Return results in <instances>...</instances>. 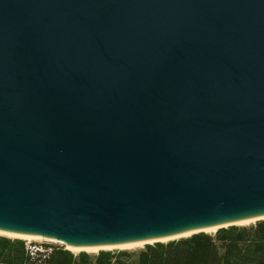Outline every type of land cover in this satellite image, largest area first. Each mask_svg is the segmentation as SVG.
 <instances>
[{
    "label": "water",
    "instance_id": "95a60500",
    "mask_svg": "<svg viewBox=\"0 0 264 264\" xmlns=\"http://www.w3.org/2000/svg\"><path fill=\"white\" fill-rule=\"evenodd\" d=\"M261 214L264 0H0L1 230L120 244Z\"/></svg>",
    "mask_w": 264,
    "mask_h": 264
},
{
    "label": "trees",
    "instance_id": "16d2710c",
    "mask_svg": "<svg viewBox=\"0 0 264 264\" xmlns=\"http://www.w3.org/2000/svg\"><path fill=\"white\" fill-rule=\"evenodd\" d=\"M0 264H264V219L97 253L0 235Z\"/></svg>",
    "mask_w": 264,
    "mask_h": 264
},
{
    "label": "bare ground",
    "instance_id": "6f19581e",
    "mask_svg": "<svg viewBox=\"0 0 264 264\" xmlns=\"http://www.w3.org/2000/svg\"><path fill=\"white\" fill-rule=\"evenodd\" d=\"M259 218H264V214L261 215H257V216H251V217H247V218H243L240 220H235L232 223L235 224H248V223H252L253 221H256ZM229 223H223L220 225H226ZM220 225H212V226H206L201 228L200 230H203L205 232H213L214 230H216L218 228V226ZM195 231H198V229H194V230H186L183 232H179L176 234H172V235H168V236H161V237H156V238H146V239H141V240H134V241H129V242H124V243H120V244H100V245H68L65 244L62 241H58L56 239L53 238H48V237H44L41 234H36V233H25V232H15V231H10V230H1L0 229V235H4L7 237H12V238H21V239H25V240H38V239H44V240H52L55 242H60L62 244H64L70 251L72 252H79V251H87V252H96L98 250H107V249H131L134 247H139L142 246L143 244H145L146 242H154L156 240H160V241H168L169 239H173V238H177L180 236H186L189 235L190 233H193Z\"/></svg>",
    "mask_w": 264,
    "mask_h": 264
},
{
    "label": "rangeland",
    "instance_id": "374dc122",
    "mask_svg": "<svg viewBox=\"0 0 264 264\" xmlns=\"http://www.w3.org/2000/svg\"><path fill=\"white\" fill-rule=\"evenodd\" d=\"M210 233V232H209ZM191 234V233H190ZM187 236V235H186ZM12 238V237H11ZM25 240V239H24ZM27 242H31V243H35V244H52V245H58V246H63L65 248H67L64 244L60 243V242H55V241H52V240H44V239H38V240H26ZM144 245L142 246H139V247H134V248H131V249H138V248H141L143 247ZM119 249V248H118ZM110 250H113V249H110ZM99 251V250H98ZM98 251L96 252H88V253H97ZM80 252V251H79ZM79 252H73L75 254L79 253ZM87 252V251H85Z\"/></svg>",
    "mask_w": 264,
    "mask_h": 264
}]
</instances>
